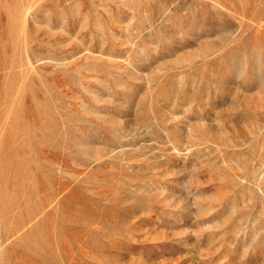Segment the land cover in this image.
Instances as JSON below:
<instances>
[{
  "label": "rangeland",
  "instance_id": "374dc122",
  "mask_svg": "<svg viewBox=\"0 0 264 264\" xmlns=\"http://www.w3.org/2000/svg\"><path fill=\"white\" fill-rule=\"evenodd\" d=\"M0 264H264V0H0Z\"/></svg>",
  "mask_w": 264,
  "mask_h": 264
}]
</instances>
